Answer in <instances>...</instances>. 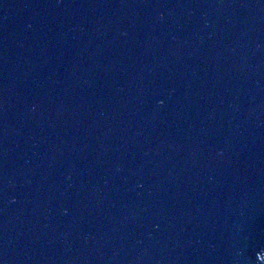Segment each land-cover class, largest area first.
<instances>
[{
  "label": "water",
  "instance_id": "1",
  "mask_svg": "<svg viewBox=\"0 0 264 264\" xmlns=\"http://www.w3.org/2000/svg\"><path fill=\"white\" fill-rule=\"evenodd\" d=\"M0 264H264V0H0Z\"/></svg>",
  "mask_w": 264,
  "mask_h": 264
}]
</instances>
